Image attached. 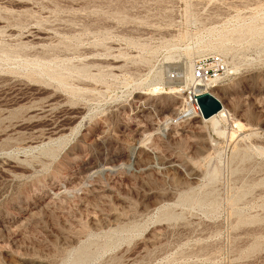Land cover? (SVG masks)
<instances>
[{
  "label": "rangeland",
  "instance_id": "obj_1",
  "mask_svg": "<svg viewBox=\"0 0 264 264\" xmlns=\"http://www.w3.org/2000/svg\"><path fill=\"white\" fill-rule=\"evenodd\" d=\"M0 264H264V0H0Z\"/></svg>",
  "mask_w": 264,
  "mask_h": 264
},
{
  "label": "built area",
  "instance_id": "obj_2",
  "mask_svg": "<svg viewBox=\"0 0 264 264\" xmlns=\"http://www.w3.org/2000/svg\"><path fill=\"white\" fill-rule=\"evenodd\" d=\"M226 69H227V62L222 55L220 54L204 55L194 63L192 69V76L194 79L203 82H207L215 79L218 80L226 72ZM198 93L194 95V102L191 103V107L188 110L187 114L184 115L181 119L197 118L201 115L200 108L195 98V96Z\"/></svg>",
  "mask_w": 264,
  "mask_h": 264
},
{
  "label": "bare ground",
  "instance_id": "obj_3",
  "mask_svg": "<svg viewBox=\"0 0 264 264\" xmlns=\"http://www.w3.org/2000/svg\"><path fill=\"white\" fill-rule=\"evenodd\" d=\"M213 54H220V53H213ZM192 69H193V66H192ZM227 70H228V63H227V69H226L225 73H227ZM179 79H180L179 85H181L183 88L187 87L188 85H190V87L188 89L189 92H188L187 96L183 100L182 107L180 108L178 114L175 117H173V119L171 121L172 123H174V122L177 123V121H179L184 115L187 114L188 110L191 107V103L194 102V95L196 93L203 92V91L211 92L210 88L211 87H215L216 86V82H217L216 79L215 80H210V81H207V82L196 80L192 76V71H191V74L187 75V74L184 73V75L179 76ZM172 90H174L175 92L176 91L179 92L180 87H172ZM211 93L213 94V92H211ZM219 117H226V110H225V108H223V105H222V108H221V110L219 112H217L216 114L212 115L209 118L205 119L201 115L199 116V118H202L204 121H215ZM234 125L238 126L236 123H234ZM96 170H98V169H96Z\"/></svg>",
  "mask_w": 264,
  "mask_h": 264
},
{
  "label": "water",
  "instance_id": "obj_4",
  "mask_svg": "<svg viewBox=\"0 0 264 264\" xmlns=\"http://www.w3.org/2000/svg\"><path fill=\"white\" fill-rule=\"evenodd\" d=\"M197 104L203 118H209L222 108L221 101L209 91L199 92L196 96Z\"/></svg>",
  "mask_w": 264,
  "mask_h": 264
},
{
  "label": "crops",
  "instance_id": "obj_5",
  "mask_svg": "<svg viewBox=\"0 0 264 264\" xmlns=\"http://www.w3.org/2000/svg\"><path fill=\"white\" fill-rule=\"evenodd\" d=\"M214 94V93H213ZM215 95V94H214Z\"/></svg>",
  "mask_w": 264,
  "mask_h": 264
}]
</instances>
